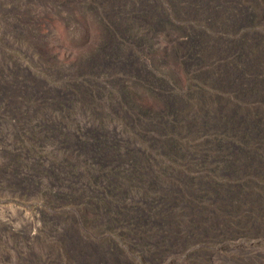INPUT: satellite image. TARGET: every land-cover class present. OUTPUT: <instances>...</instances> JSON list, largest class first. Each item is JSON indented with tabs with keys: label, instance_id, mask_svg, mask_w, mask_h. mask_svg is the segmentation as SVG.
<instances>
[{
	"label": "trees",
	"instance_id": "1",
	"mask_svg": "<svg viewBox=\"0 0 264 264\" xmlns=\"http://www.w3.org/2000/svg\"><path fill=\"white\" fill-rule=\"evenodd\" d=\"M138 1L156 18L147 25L149 53H156L151 39L159 31L188 33L195 40L166 59L176 65L174 76L135 78L152 100L147 113L117 107L111 88L105 94L93 83L90 76L103 70L105 81L117 77L116 67L97 68L112 67V57L86 63L80 79L91 84L80 90L85 109L108 117V123L123 119L135 139L146 140L144 154L126 145V152L115 155L123 144L105 145L110 139L102 122L96 142L101 166L83 151L45 171L41 152L62 123L46 127L38 117L48 110L66 117L74 109L59 99L32 96L22 81L4 97L3 116L13 119L17 137L27 141L22 153L35 158L23 160L18 150L0 166L3 175L28 186L19 175L34 168L40 183L42 175L75 183L66 207L48 201L68 215L69 232L58 234V223L51 222L46 264H212L214 244L264 237V0ZM107 8L100 12L109 19ZM118 10L112 6L113 13ZM134 44L142 49L144 41ZM80 166L91 188L79 183Z\"/></svg>",
	"mask_w": 264,
	"mask_h": 264
},
{
	"label": "rangeland",
	"instance_id": "2",
	"mask_svg": "<svg viewBox=\"0 0 264 264\" xmlns=\"http://www.w3.org/2000/svg\"><path fill=\"white\" fill-rule=\"evenodd\" d=\"M112 6L119 9L117 14L112 12ZM145 6L138 0H0V166L18 150L24 155L21 156L23 160L35 158L33 154L22 153L27 141L17 137L13 119L3 116L2 103L18 81L25 82L32 96L59 99L74 109L66 117L53 110L38 117L46 127L54 122L62 123L56 139L52 144H46L41 152L45 171H50L67 155L80 158L83 151L92 153L91 162L101 166L102 157L98 155L96 142L102 122L110 139L105 145L112 147L114 141L123 144L115 155L126 152L128 146L135 153L147 151V141L135 139L133 132L122 126L123 119L108 123V117L96 116L90 109H85L80 90V86L87 89L90 86L86 85L91 84L89 80L80 79L85 75L80 71L86 63H97L96 59L101 55L106 60L112 57L116 62L112 67L98 64L97 68L112 70L116 67L117 77L107 82V73L103 70L97 76L89 75L93 83L105 94H111L107 90L111 88L117 107L124 110L130 105L139 113H147V105L152 100L135 78H147V74L157 78L174 76L171 70L175 73L176 65L166 59L173 53L188 50L195 40L188 33L159 31L151 39L156 53H149L147 25L154 23L156 18L147 15V10L141 8ZM105 7L111 10L109 19L100 12ZM138 40L144 41L142 49L134 44ZM110 47L112 55L104 54ZM71 78L76 80L73 84L64 82ZM80 80L81 85H78ZM48 114L50 118H47ZM72 142L78 144V149L67 147ZM78 170L79 183L91 188V180L84 169L80 166ZM32 171L37 173L34 168ZM93 176L97 177L96 174ZM41 178V183L34 179L27 181L28 186L13 184L11 181L15 177L9 173L3 175L0 170V264H46L49 257L45 233L51 222L58 223V234L69 232L68 215L61 207H50L48 201L66 207L65 201L74 191L75 183L70 180L60 182L47 175ZM141 203L147 204L146 201ZM221 245H213L212 264H264V237L234 239L226 247ZM239 259L243 262H238ZM162 264L172 263L163 261ZM175 264L187 263L176 260Z\"/></svg>",
	"mask_w": 264,
	"mask_h": 264
},
{
	"label": "bare ground",
	"instance_id": "3",
	"mask_svg": "<svg viewBox=\"0 0 264 264\" xmlns=\"http://www.w3.org/2000/svg\"><path fill=\"white\" fill-rule=\"evenodd\" d=\"M104 54L105 53H109V51L108 50H105L104 52H103ZM97 60V62H101L102 60H103V56L101 55V56H99L98 57V59H96ZM110 62V61H109ZM119 62L120 63H123L124 61H121V60H119ZM116 62H111V65L112 64H115ZM99 64V63H98ZM106 64V63H105ZM2 89L1 90H4V87H1ZM59 146H61L62 147V145L60 144ZM59 146H58V148H59ZM67 147H69V148H72V149H76L77 147H78V144L76 143V142H72L71 144H69ZM78 149V148H77ZM93 150V149H92ZM90 156H91V158H92V156H93V154L92 153H90ZM35 178V175L33 174V173H30V172H23V173H21L20 174V180H21V182H24V181H31V179H34Z\"/></svg>",
	"mask_w": 264,
	"mask_h": 264
}]
</instances>
